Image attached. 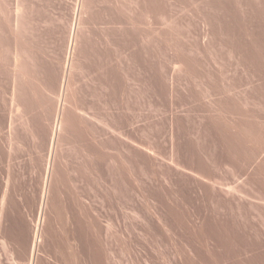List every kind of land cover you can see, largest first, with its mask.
Here are the masks:
<instances>
[{
    "label": "rangeland",
    "instance_id": "1",
    "mask_svg": "<svg viewBox=\"0 0 264 264\" xmlns=\"http://www.w3.org/2000/svg\"><path fill=\"white\" fill-rule=\"evenodd\" d=\"M13 1L2 0L3 4L7 3L5 7L0 2L3 7H0V24L9 20L10 9L19 6V0ZM74 1L32 0L35 4L29 0L19 1L24 15L33 12L29 15L34 23L28 19L23 37L17 41L23 52L18 56L19 64L25 63L21 64L23 69L19 76L23 81L17 79L15 91L8 72L11 46L15 42L8 36V27H5L7 32H0V264H28L20 232L26 222H37L39 217L42 162L50 152L43 131L46 125L56 126L54 116L60 94L52 85L59 69L53 65H59V59L51 50L60 51L61 47H57L62 45L60 28L70 17ZM125 1L99 3L98 8L104 13L97 14V22L87 26L90 28L85 42L87 56L81 58V63L78 61L84 69L80 67L73 73L75 88L72 86V89L74 99L98 115L87 120L99 129L88 128L89 131L77 125V130L64 135L56 145V177L53 178L55 184L51 185L61 186L62 196L53 191L52 201L56 206L62 201L60 210L68 202L87 226L98 219L96 224L101 225L98 242L104 250L105 264H175L177 252L184 253L190 244L198 249L207 246L213 251L205 258L208 264L223 263L215 255L217 252L224 253L229 264H264V0H140L135 11L127 8ZM162 6L165 7L164 20L159 12ZM109 7L115 12L109 11ZM4 9H9V14ZM107 14L108 19L117 17L120 22L110 25L107 18L104 20ZM51 31L56 38L50 37ZM20 44H25V48ZM98 55L101 56L97 58ZM89 64L94 69L88 68ZM20 93H25L26 97ZM65 93L66 99L61 103L67 106L71 99L68 91ZM29 96L30 100H26ZM68 113L66 111L63 117L69 119ZM108 124L115 125L116 132H120L118 141L102 137ZM83 132L90 134L85 135L84 140ZM123 146L135 153H128ZM180 158L195 167L210 159L216 161L214 178L226 183H217V186L231 203L222 204L203 194L185 193L170 185L163 176L171 166L180 167L184 163ZM177 182L185 184L183 180ZM2 194H6V200H2ZM149 216H160L163 220L160 234L155 231L145 234ZM63 231L60 227V236ZM87 236L81 235L83 244L90 241ZM89 251L83 250L86 264H89ZM40 253L41 257L59 259V264H72L64 245L51 248L46 241Z\"/></svg>",
    "mask_w": 264,
    "mask_h": 264
},
{
    "label": "bare ground",
    "instance_id": "2",
    "mask_svg": "<svg viewBox=\"0 0 264 264\" xmlns=\"http://www.w3.org/2000/svg\"><path fill=\"white\" fill-rule=\"evenodd\" d=\"M4 1V0H3ZM15 1V0H14ZM13 1V2H14ZM19 1H22V0H19ZM18 1V5L20 6L21 4H20V2ZM29 1H31L32 2V0H29ZM57 1V0H56ZM59 1V0H58ZM70 1V0H69ZM72 1H74V0H72ZM113 1V0H112ZM117 0H115V2H116ZM120 1V0H119ZM146 1V0H145ZM162 1V0H161ZM256 1V0H255ZM261 1V0H260ZM259 1V2H260ZM0 2L2 3V0H0ZM12 2V3H13ZM16 2H17V0H16ZM65 2V1H64ZM75 2V3H74ZM73 3V6L71 7V5H70V7H71V13L69 14L70 15V17H68L67 18V20H65L66 22H64L65 24L64 25H62V27L63 28H60V29H62V40L60 41V43L62 42V45L61 46H57V47H61L60 48V51L57 49H54L53 48V50H51V54H53V55H56L57 57H58V59H59V65H53V67L54 66H58L59 67V69H58V71H57V73L55 72V80H54V84H52V85H54V87L53 86H51V88L53 87V88H55V89H57V90H59L60 91V94H59V98L57 99V102H56V104H57V107H56V112H55V110H54V112H55V116H54V118H57V120H56V126H52V125H46V129H45V132L43 131V133H44V135L46 136L45 137V139L47 140V141H49V150L48 151H50L49 153H48V157H47V160H46V158H44L43 159V162H42V174H41V179H40V187H39V206H38V212H39V217H37L38 219H37V222L35 221L34 223H32L31 221L30 222H26L27 224L24 226V228L22 229V232H20V233H22L21 234V236H22V241H23V244H24V251L27 253V257H28V264H59V262H60V260L58 259V261H56V260H54V259H52V258H50V256H45V257H41V254L42 253H40V251H41V249L44 247V244H45V242L47 241V243L48 244H50L51 245V248H52V246L54 247V248H57V247H61V245H64V247L66 246V249H68V251H69V255H70V260H71V263L72 264H79V262L80 261H82V264H86V263H84V261H85V257H84V254H83V250H91V251H89L88 252V258H90L89 259V264H105V258H104V250L99 246V242H98V235H99V233H100V228H99V226H101V225H98L97 226V224H96V222H97V220L95 221V219H94V221L92 220V222H95V223H92L91 225L89 224L90 223V221H89V225L90 226H87V224L85 225L84 223H83V221H84V219H83V221H82V218L83 217H81V216H79L76 212H75V207L73 208V207H71L70 206V204L67 202V204H66V207H64L63 206V210H60V208L62 207L61 205H62V201H61V205L59 204L58 206H56L57 204H55L53 201H52V199H51V192H55L56 191V193H58V194H62L61 193V186H58V185H56V186H52L51 184L53 183V178L54 177H56V168H55V153H57V150H56V145L58 144V142L63 138V136L64 135H68V133H70V132H73V131H75V130H77V128H75L77 125H79L80 127L82 126L84 129H87V130H89L88 128H94L95 130H98L99 129V127L97 126V125H94V123H90L88 120H87V118L88 117H91V118H96V117H98V115H96L95 113H91V112H89L88 110H87V108L85 107V105H83V103H80V102H77L75 99H74V89H72V86H73V83H74V81H73V79H74V75H73V73L74 72H76V70H78L81 66H79V62L78 61H80L81 60V58L82 59H86L85 58V55L87 56V54H85L86 52H85V42H86V40H88L87 39V37H89L88 36V32H87V29H90V28H87V26L91 23H93L96 19H97V17H99V16H97V14L99 15V13H101L102 12V10L100 11V9L98 8L99 7V3H102V2H104V0L103 1H100V0H75ZM139 2H140V0H126L125 2H124V5L127 7V8H129L131 11H135L136 9H137V7H138V5H139ZM165 2V1H164ZM245 2V1H244ZM24 3V2H23ZM32 3H34V2H32ZM31 3V4H32ZM107 3H108V1H107ZM141 3V2H140ZM143 3V2H142ZM151 3V2H150ZM154 3V2H153ZM160 3V2H159ZM161 3H163V2H161ZM27 4V3H26ZM35 4V3H34ZM60 4V3H59ZM111 4V3H110ZM117 4V3H116ZM166 4V3H165ZM250 4V3H249ZM2 6L3 5H7V3L6 4H1ZM12 5V4H11ZM101 5V4H100ZM114 5V4H113ZM123 5V4H122ZM16 6V5H15ZM14 6V3H13V7H15ZM19 6H16L13 10L12 9H10V12H11V15H8L10 18H9V20L8 19H5V18H7V17H5L4 19L5 20H8V26H5V24H4V22L6 23L7 21H5L4 20V22H3V24L1 23L0 24V32H3V31H6V29H5V27H8V29H9V34H8V36H11L13 39H11L13 42H15V44L13 45V46H11V53H10V57H11V61H10V64H9V68H10V70L8 71V72H10V74H11V77H12V82H13V84H12V89H13V91H15L16 90V88H17V83H19V82H17V79H19V81H20V72H21V68L23 69V67L21 66V64H19V57L20 56H22L23 54V52H22V50L20 51V49H19V43H17V41L18 40H20V39H22L21 37H23V36H21V34H22V31L25 29V23H27V21H28V19L30 20V18H31V13H33L32 11H31V13H28V15H27V13L24 15V12H22L23 11V9H22V11L19 9V8H22V7H19ZM121 6V5H120ZM147 6V5H146ZM146 6H145V8H146ZM152 6V5H151ZM166 6V5H165ZM1 7V6H0ZM3 7H5V6H3ZM3 7H1V8H3ZM6 7H8V6H6ZM30 6H29V4H28V8H29ZM32 7V6H31ZM34 7V6H33ZM63 7V6H62ZM114 6H112V8H113ZM118 7V6H117ZM142 7H143V5H142ZM249 7V6H248ZM256 7V6H255ZM9 8H10V5H9ZM68 8V7H67ZM115 8V7H114ZM122 8V7H121ZM120 8V9H121ZM27 9V8H26ZM25 9V10H26ZM31 9V8H30ZM35 9H37V6H36V8ZM34 9V11L36 12V10ZM65 9H66V7H65ZM106 9V8H105ZM117 9V8H116ZM5 11L7 10V9H4ZM12 10V11H11ZM111 10V7H109V11ZM119 10V9H118ZM152 10H153V8H152ZM158 10H160V8L158 9ZM255 10H257V8L255 9ZM67 11V10H66ZM111 11H114V10H111ZM120 11V10H119ZM149 11H150V9H149ZM229 11V10H228ZM1 12V14H2V11H0ZM4 12V11H3ZM9 12V9L6 11V13H8ZM27 12V11H26ZM29 12V11H28ZM70 12V11H69ZM115 12V11H114ZM160 12V17H161V19H163L164 20V16H165V7H163L162 6V8H161V11H159ZM5 13V12H4ZM6 13H5V15H6ZM37 13H38V11H37ZM40 13V12H39ZM38 13V14H39ZM102 13H104V12H102ZM113 13V12H112ZM128 13V12H127ZM139 13V12H138ZM153 13V12H152ZM232 13V12H231ZM255 13V12H254ZM258 13V12H257ZM0 14V15H1ZM9 14V13H8ZM29 14H31V15H29ZM116 14V13H115ZM233 14V13H232ZM256 14V13H255ZM28 17H27V16ZM33 15H35V14H33ZM102 15V14H101ZM108 15V14H107ZM105 16L104 15V17H105V19H104V17H103V19L104 20H107L108 18L107 17H110L109 15L108 16ZM140 15V14H139ZM36 16H37V14H36ZM113 16V15H112ZM1 17H4V15H2ZM40 17V16H39ZM39 17H37V19L39 18ZM34 17L32 16V19H33ZM66 18V17H65ZM101 18V17H100ZM107 18V19H106ZM117 18V17H116ZM115 17L114 18H109L107 21L109 22V24L111 23L112 25L113 24H115L116 22L117 23H119L120 21H118L117 19H116ZM123 18V17H122ZM35 19V18H34ZM41 19H43V18H41ZM36 20V19H35ZM102 20V19H101ZM26 21V22H25ZM30 21H32V20H30ZM34 21V20H33ZM32 21V22H33ZM45 21V20H44ZM100 21V20H99ZM145 21V20H144ZM32 22H30V23H32ZM36 22V21H35ZM38 22V21H37ZM40 22V21H39ZM96 22H97V20H96ZM122 22V21H121ZM133 22V21H132ZM34 23V22H33ZM60 23H61V21H60ZM101 23V22H100ZM107 23V22H106ZM151 23V22H150ZM164 23V22H163ZM29 24V23H28ZM90 24V25H91ZM99 24V23H98ZM98 24H96V25H98ZM110 24V25H111ZM145 24H146V22H145ZM6 25H7V23H6ZM33 25V24H32ZM117 25V24H116ZM29 26H30V24H29ZM28 26V27H29ZM109 26V25H108ZM108 26H106V27H108ZM114 26V25H113ZM120 26V25H119ZM36 27V26H35ZM34 27V29H36ZM56 27V26H55ZM105 27V26H104ZM151 27V26H150ZM33 28V27H32ZM119 28V27H118ZM8 29H7V31H8ZM31 29V28H30ZM110 29V28H109ZM115 29V28H114ZM117 29V28H116ZM28 30V29H27ZM51 30H53L52 28H51ZM111 30V29H110ZM121 30H122V28H121ZM6 31V32H7ZM35 31V30H34ZM50 31V30H49ZM118 31V30H117ZM125 31V30H124ZM148 31V30H147ZM150 31V30H149ZM29 32H30V30H29ZM31 32H32V30H31ZM36 32H37V30H36ZM52 32V33H51ZM49 34H51V36L50 37H52V35L53 34H55L54 33V31H51ZM56 32V31H55ZM58 32V31H57ZM60 32V31H59ZM58 32V33H59ZM93 32V31H92ZM116 32V31H115ZM145 32V31H144ZM28 33V32H27ZM26 33V35H28ZM35 33V32H34ZM34 33H33V35L32 36H34ZM127 33V32H126ZM30 34V33H29ZM36 34V33H35ZM38 34V33H37ZM46 34V33H45ZM92 34V33H91ZM106 34V33H105ZM115 34V33H114ZM120 34V33H119ZM148 34V33H147ZM3 35H5V34H3ZM24 35V34H23ZM31 35V34H30ZM57 35H61V34H57ZM110 36H111V34H109ZM123 35V34H122ZM126 35V34H125ZM149 35V34H148ZM21 36V37H20ZM31 36V37H32ZM47 36V35H46ZM49 36V35H48ZM54 36V35H53ZM95 36V35H94ZM109 36V37H110ZM133 36V35H132ZM1 37H3V36H1ZM5 37V36H4ZM3 37V38H4ZM29 37V36H28ZM40 37V36H39ZM38 37V38H39ZM99 37V36H98ZM104 37V36H103ZM116 37V36H115ZM152 37V36H151ZM150 37V38H151ZM27 38V37H26ZM47 38H49V37H47ZM46 38V39H47ZM54 38H56L55 36H54ZM53 38V39H54ZM91 38V37H90ZM93 38V37H92ZM95 38L97 39V37L95 36ZM95 38H93V39H95ZM101 38H102V36H101ZM34 39V38H33ZM52 39V38H51ZM59 39V38H58ZM60 39H61V37H60ZM95 39V40H96ZM100 39V38H99ZM105 39V38H104ZM107 39V38H106ZM114 38H112V40H113ZM117 39V38H116ZM120 39V38H119ZM148 39V38H147ZM25 40V39H24ZM23 40V41H24ZM32 39H30V41H31ZM36 40V39H35ZM38 40V39H37ZM48 40V39H47ZM55 40V39H54ZM98 40V39H97ZM96 40V41H97ZM109 40V39H108ZM3 41V40H2ZM1 41V42H2ZM27 41V40H26ZM57 41V40H56ZM90 41H92V39L90 40ZM89 41V42H90ZM101 41V40H100ZM105 42H106V40H104ZM110 41V40H109ZM13 42H11L12 44H13ZM33 43H34V41H32ZM36 42V41H35ZM103 43V41H102V43H103V45H105L106 43ZM118 41H116V43H117ZM124 42V41H123ZM116 43H115V45H116ZM1 44V43H0ZM4 44V43H3ZM53 44V42L51 43V45ZM56 44V43H55ZM54 44V45H55ZM58 44V43H57ZM89 45H90V43H88ZM87 44V45H88ZM99 44V43H98ZM20 45H23V44H20ZM25 45V44H24ZM24 45H23V48H25L24 47ZM48 45V44H47ZM94 45H97V44H94ZM100 45V44H99ZM108 45V44H107ZM120 44H118V46H119ZM152 45V44H151ZM227 45H229V44H227ZM234 45V44H233ZM232 45V46H233ZM257 45V44H256ZM28 46V45H27ZM32 46V45H31ZM106 46V45H105ZM109 46V45H108ZM110 46H112V44L110 45ZM230 46V45H229ZM235 46H236V44H235ZM248 46V45H247ZM254 46V45H253ZM9 47V46H8ZM33 47H35L34 45H33ZM100 47V46H99ZM102 47V46H101ZM151 47V46H150ZM239 47V45L237 44V48ZM2 48V47H1ZM21 48V47H20ZM22 48V49H23ZM29 48V47H28ZM27 48V49H28ZM32 48V47H31ZM48 48V47H47ZM111 48V47H110ZM120 48V47H119ZM146 48H148V47H146ZM145 48V49H146ZM234 48V47H233ZM243 48V47H242ZM250 48V47H249ZM248 48V49H249ZM253 48H255L256 49V47H252V49ZM86 49H87V46H86ZM112 49H113V47H112ZM228 49V48H227ZM30 50V49H29ZM49 50H50V48H49ZM103 50V49H102ZM106 50V49H105ZM143 50V49H142ZM148 50V49H147ZM234 50V49H233ZM240 50V49H239ZM238 50V51H239ZM250 50H251V48H250ZM1 51V50H0ZM46 51V50H45ZM48 51V50H47ZM57 51H59V52H57ZM133 51H134V49H133ZM132 51V52H133ZM244 51V48H243V50H242V52ZM256 51V50H255ZM260 51V50H259ZM20 52H22V53H20ZM101 52H103V51H101ZM105 52V51H104ZM121 52V51H120ZM136 52V51H135ZM142 52V51H141ZM233 52V51H232ZM231 52V53H232ZM235 52V51H234ZM248 52V51H247ZM251 52V51H250ZM253 52V51H252ZM9 53V52H8ZM20 53V54H19ZM31 53V52H30ZM111 53V52H110ZM235 53H237V52H235ZM25 54H26V52H25ZM32 54V53H31ZM49 54V56H51V54L50 53H48ZM94 54V53H93ZM103 54V53H102ZM140 54V53H139ZM138 54V55H139ZM254 54V53H253ZM20 55V56H19ZM127 55V54H126ZM132 55H133V53H132ZM137 55V56H138ZM234 55V54H233ZM246 55V54H245ZM244 55V56H245ZM248 55V54H247ZM250 55V54H249ZM19 56V57H18ZM25 56H27V55H25ZM99 56H101V55H98V57L97 58H99ZM107 56V55H106ZM106 56H105V54H104V57L106 58ZM111 56V55H110ZM113 56V55H112ZM111 56V57H112ZM142 56V55H141ZM149 56V55H148ZM243 56V57H244ZM24 57V56H23ZM29 57V56H28ZM31 57V56H30ZM146 57V56H145ZM233 57V56H232ZM22 58V57H21ZM52 58V57H51ZM53 58H55L56 59V57L54 56ZM89 58V57H88ZM104 58V59H105ZM25 59V58H24ZM23 59V60H24ZM28 59V58H27ZM50 59V58H49ZM54 59V60H55ZM91 59H93V58H91ZM134 59H135V57H134ZM142 59V58H141ZM246 59V58H245ZM261 59V58H260ZM22 60V59H21ZM52 60V59H51ZM54 60H52V61H54ZM57 60V59H56ZM97 60V59H96ZM136 60V59H135ZM243 60V59H242ZM248 60V59H247ZM257 60H259V59H257ZM256 60V61H257ZM262 60V59H261ZM260 60V61H261ZM83 61V60H82ZM85 61V60H84ZM99 61V64H100V61L101 60H98ZM138 60H136V62H137ZM239 60H237V62H238ZM48 62H50V61H48ZM89 62V61H88ZM111 62V61H110ZM142 62V61H141ZM144 62V61H143ZM148 62V61H147ZM8 63H9V61H8ZM7 63V64H8ZM25 62L23 61V64H24ZM80 63H81V61H80ZM90 63V62H89ZM107 63V62H106ZM132 63H135V62H132ZM259 63V62H258ZM264 63V62H263ZM262 63V64H263ZM22 64V65H23ZM84 64V63H83ZM95 64V63H94ZM105 64V63H104ZM138 64V63H137ZM146 64V63H145ZM239 64V63H238ZM245 64V63H244ZM262 64H260L261 66H262ZM50 65V64H49ZM86 65H87V63H86ZM86 65H85V68H86ZM91 65H92V63H91ZM90 64H89V67L88 68H92V66H91ZM117 65H118V63H117ZM264 65V64H263ZM46 66V65H45ZM91 66V67H90ZM249 66V65H248ZM251 66H253L254 67V65H251ZM25 67H26V65H25ZM97 67V66H96ZM107 67H108V65H107ZM137 67V66H136ZM145 67V66H144ZM147 67V66H146ZM256 67V66H255ZM9 68H7V69H9ZM48 68H49V66H48ZM114 68V67H113ZM245 68V67H244ZM248 68V67H247ZM252 68V67H251ZM250 68V69H251ZM25 69V68H24ZM46 69H47V67H46ZM84 68H82L81 67V70H83ZM92 69H94V68H92ZM101 69V68H100ZM105 69H106V67H105ZM253 69V68H252ZM50 70V69H49ZM48 70V71H49ZM52 70H54V68L52 69ZM51 70V71H52ZM57 70V69H56ZM55 70V71H56ZM108 70V69H107ZM111 70H112V68H111ZM125 70H126V68H125ZM259 70V69H258ZM23 71V70H22ZM89 70H87V72H88ZM118 71H119V69H118ZM149 71V70H148ZM251 71V70H250ZM254 71H255V69H254ZM29 72V71H28ZM44 72H47V70H44ZM53 72V71H52ZM52 72H50V73H52ZM81 72V71H80ZM92 72V71H91ZM98 71H96V73H97ZM100 72V71H99ZM114 72H116V70L114 71ZM120 72H121V70H120ZM135 72V71H134ZM247 72H248V70H247ZM259 72H261V71H259ZM78 73V72H77ZM95 73V74H96ZM105 73H108V72H106L105 71ZM105 73H103V74H105ZM112 73V72H111ZM122 73V72H121ZM44 74V73H43ZM48 74V73H47ZM53 74V73H52ZM85 74H87V73H85ZM117 74V73H116ZM115 74V76L117 77V75ZM143 74V73H142ZM146 74V73H145ZM151 74V73H150ZM257 74H258V72H257ZM27 75H28V73H27ZM49 75V74H48ZM76 75V74H75ZM84 75V74H83ZM89 75V74H88ZM90 75H92V74H90ZM94 75V74H93ZM100 75H101V73H100ZM99 75V76H100ZM106 75V74H105ZM111 75V74H110ZM129 75H131V74H129ZM248 75V74H247ZM254 75V74H253ZM259 75V74H258ZM43 76V75H42ZM47 76V75H46ZM78 76V75H77ZM76 76V77H77ZM113 76V75H112ZM111 76V77H112ZM122 76V75H121ZM22 77H25L24 76V74L22 75ZM31 77V76H30ZM44 77V76H43ZM51 77L52 76H49V78L51 79ZM75 77V78H76ZM101 77V76H100ZM48 78V77H47ZM47 78H45V79H47ZM89 78H90V76H89ZM95 78V77H94ZM144 78V77H143ZM23 79V78H22ZM21 79V81H23ZM45 79H44V82H45ZM101 79V78H100ZM27 80V79H26ZM25 80V81H26ZM49 80V79H48ZM47 80V81H48ZM75 80V79H74ZM102 80H103V78H102ZM109 80V79H108ZM115 80V79H114ZM119 80H120V78H119ZM11 81V80H10ZM9 81V83H11ZM20 81V82H21ZM23 82V83H26V82ZM39 81H41V79L40 80H38V84L40 83ZM52 81V80H51ZM111 81H113V80H111ZM150 81V80H149ZM27 82H29V81H27ZM44 82H43V85H44ZM73 82V83H72ZM102 82H105V81H102ZM109 82L110 81H108V84H109ZM115 82V81H114ZM107 83V82H106ZM149 83V82H148ZM21 84V83H20ZM30 84V83H29ZM41 84V83H40ZM40 84H39V86H40ZM48 84V82L46 83V85ZM114 84V83H113ZM120 84V83H119ZM27 85V84H26ZM42 85V84H41ZM50 85V84H49ZM103 85V84H102ZM23 86V85H22ZM107 86H109V85H107ZM26 86H24V88H25ZM41 87V86H40ZM49 87V86H48ZM47 87V88H48ZM95 87V86H94ZM115 87V86H114ZM19 88V87H18ZM22 89H23V87H21ZM29 89H30V87H28ZM43 88V87H42ZM50 88V87H49ZM73 88H75L74 86H73ZM78 88V87H77ZM10 89V88H9ZM21 89V90H22ZM43 89H45V88H43ZM83 89H84V87H83ZM94 89V88H93ZM120 89V88H119ZM19 90V89H18ZM25 90V89H24ZM27 90V89H26ZM26 90H25V92H26ZM49 90V89H48ZM53 90V89H52ZM96 90V89H95ZM11 91V90H10ZM28 91V90H27ZM51 91V90H50ZM66 91H68V97H70V99H71V103L69 102V104L66 106V104L64 103H61L63 100L65 101V99H66V97H65V95H66ZM79 90H77V92H78ZM112 91H114V90H112ZM24 92V91H23ZM28 92H30V90L28 91ZM45 92V91H44ZM53 92V91H52ZM51 92V93H52ZM85 92V91H84ZM99 92H101V91H99ZM149 92V91H148ZM58 93V92H57ZM56 93V94H57ZM78 93H80V92H78ZM83 93V92H82ZM93 93V92H92ZM108 93H109V91H108ZM111 93V92H110ZM16 94V93H15ZM21 94V93H20ZM24 94L25 93H23V97H24ZM84 94V93H83ZM88 94H89V92H88ZM105 94V93H104ZM116 94V93H115ZM14 95V94H13ZM54 95V94H53ZM76 95H77V93H76ZM79 95V94H78ZM98 95V94H97ZM257 95V94H256ZM16 96V95H15ZM18 96V95H17ZM20 96V95H19ZM31 96V95H30ZM29 96V99H26V100H30V97ZM105 96V95H104ZM14 97V96H13ZM26 97V96H25ZM24 97V98H25ZM44 97V96H43ZM42 97V98H43ZM49 97V96H48ZM47 97V98H48ZM56 97V96H55ZM103 97V96H102ZM255 97V96H254ZM262 97V96H261ZM260 97V98H261ZM11 98V97H10ZM17 98V97H16ZM46 98V97H45ZM46 98V99H47ZM84 98V97H83ZM108 98V97H107ZM256 98V97H255ZM258 98V97H257ZM44 99V98H43ZM51 99V98H50ZM10 100V99H9ZM11 100H13V98L11 99ZM14 100H16V99H14ZM20 100V99H19ZM22 100H23V98H22ZM21 100V101H22ZM39 100V99H38ZM37 100V101H38ZM41 100V99H40ZM39 100V101H40ZM45 100V99H44ZM82 100V99H81ZM0 101H1V99H0ZM42 101V100H41ZM40 101V102H41ZM50 101V100H49ZM16 102V101H15ZM17 102H20V101H17ZM26 102V101H25ZM24 103V102H23ZM26 103H28V102H26ZM42 103H45V101L44 102H42ZM10 104V103H9ZM16 104V103H15ZM19 104V103H18ZM17 104V105H18ZM21 104V103H20ZM25 104V103H24ZM90 104V103H89ZM4 105V104H3ZM44 105V104H43ZM100 105V104H99ZM2 106V105H1ZM12 106V105H11ZM14 106V105H13ZM90 106V105H89ZM46 107V106H45ZM44 107V108H45ZM93 107V106H92ZM66 111H69L70 113H68V115L70 116V118L69 119H66V118H64L63 117V115H64V113L66 112ZM44 114V113H43ZM1 115H3V114H1ZM5 115V114H4ZM49 115V114H48ZM67 115V114H66ZM44 116V115H43ZM42 117V116H41ZM5 118V117H4ZM43 119V118H42ZM55 120V119H54ZM120 121V120H119ZM3 122H4V120H3ZM55 122V121H54ZM46 124V123H45ZM53 124V123H52ZM113 124H115V123H113ZM120 124H122V123H120ZM78 126V128H79V131H81L80 130V127ZM107 127H108V130L107 131H105V130H103V128H102V130H103V133H102V137L103 136H108L109 138H112L114 141H118L116 138L117 137H119L120 138V136H119V133L120 132H116V126L115 125H111V124H108L107 125ZM41 128V126L39 127V129ZM75 128V129H74ZM38 129V130H39ZM74 129V130H73ZM43 130V129H42ZM41 130V131H42ZM90 131V130H89ZM89 131H88V133H89ZM77 132V131H76ZM43 133H42V137H43ZM82 133V132H81ZM84 133V132H83ZM91 133V132H90ZM37 134H38V131H37ZM40 134V133H39ZM81 135V134H80ZM84 135V137H83V140H84V138H85V135H86V133H84L83 134ZM82 135V136H83ZM90 135V134H89ZM88 134L86 135V137L87 136H89ZM74 137H76L75 135H73ZM40 137V136H39ZM38 137V138H39ZM69 137H71V136H69ZM104 137V138H105ZM41 138V137H40ZM44 138V137H43ZM65 138V137H64ZM80 138H82V137H80ZM73 140H74V138H73ZM76 140H77V138H76ZM83 140H80L79 139V141L81 142V141H83ZM101 140V139H100ZM78 141V140H77ZM46 142V141H45ZM63 142V141H62ZM94 144H95V142H94ZM87 146H88V144H86ZM34 146V145H33ZM90 146V145H89ZM88 146V147H89ZM101 146V145H100ZM121 146V145H120ZM253 146V145H252ZM39 147V146H38ZM87 147V148H88ZM96 147V146H95ZM99 147V146H98ZM249 147V146H248ZM256 147H257V145H256ZM261 147V146H260ZM100 148V147H99ZM123 148L128 152V153H135V152H132L131 151V148L130 147H126V146H123ZM243 148V147H242ZM247 148V147H246ZM92 149V148H91ZM262 149V148H261ZM252 150V149H251ZM255 150H256V148H255ZM86 151V150H85ZM177 151V153H179V151L178 150H176ZM244 151V150H243ZM258 151H259V149H258ZM90 152V151H89ZM59 153V152H58ZM98 153V152H97ZM92 154V153H91ZM93 155V154H92ZM97 155H99V154H97ZM96 156V155H95ZM95 156H94V158H95ZM55 157V158H54ZM103 157V156H102ZM98 158V157H97ZM96 158V159H97ZM101 158V157H100ZM104 158V157H103ZM182 161L184 160V163L183 164H180L181 166L180 167H178V166H175V165H173V166H171V168H170V170L168 171V174L167 175H165V176H163V178L170 184V185H172V186H176L178 189H180V190H183L185 193H191V191L193 192H197L198 193V195L199 194H203V195H205L206 197H208V198H213V199H216L218 202H220V203H222V204H230L231 202V199L230 198H226L225 197V195L222 193V191L218 188V186H217V183H221L220 185H224V184H226V183H224V182H217V180L214 178L215 176L213 175V168L216 166V161H208V162H205V163H202V164H199L198 166H193V165H191V164H189V163H187V162H185V159H183V158H180ZM223 159V158H222ZM225 159V158H224ZM98 160V159H97ZM115 161H117V160H115ZM238 161V160H237ZM67 162V161H66ZM63 163H65V162H63ZM100 164V163H99ZM110 164V163H109ZM238 164V163H237ZM259 164H261V163H259ZM258 164V165H259ZM92 165V164H91ZM235 165H236V163H235ZM120 166V165H119ZM234 166V165H233ZM260 166V165H259ZM245 167V166H244ZM262 167V166H261ZM264 168V167H263ZM67 169V168H66ZM171 170H173L172 172H171ZM245 170V169H244ZM261 170H263V169H261ZM60 171V170H59ZM62 171H64V173H65V171L66 170H62ZM123 171V170H122ZM128 171V170H127ZM241 171V170H240ZM260 171H258V173H259ZM69 173V172H68ZM63 174V173H62ZM260 174V173H259ZM67 175V174H66ZM131 175V174H130ZM59 176V175H58ZM65 177V176H64ZM128 177H129V174H128ZM132 177H133V175H132ZM131 177V178H132ZM67 178V177H66ZM118 178V177H117ZM261 177H259V179H260ZM73 179V178H72ZM133 179V178H132ZM175 179H177V180H183L184 181V185H182V184H180L179 182H177V180H175ZM66 180V179H65ZM61 181V180H60ZM130 181V180H129ZM62 182H64V181H62ZM74 182V181H73ZM66 183V182H65ZM53 184H55V183H53ZM70 184V183H69ZM7 185V184H6ZM72 185V184H71ZM264 185V184H263ZM64 186V185H63ZM68 186V185H67ZM131 186V185H130ZM70 187V186H69ZM259 187H260V185H259ZM6 188V187H5ZM263 188V187H262ZM130 190V189H129ZM4 192V191H3ZM53 192V193H54ZM263 192V191H262ZM81 193V192H80ZM262 194V193H261ZM3 195V198H2V200H4V198H5V195L6 194H2ZM59 195V196H60ZM59 196H58V198H59ZM62 196V195H61ZM65 196V195H64ZM63 196V197H64ZM75 196V195H74ZM77 196V195H76ZM200 196V195H199ZM53 197V196H52ZM72 197V196H71ZM198 197V196H197ZM73 198H75V197H73ZM167 198V197H166ZM201 198H203V197H201ZM55 199V198H54ZM66 199H68L67 197H66ZM72 199V198H71ZM160 199V198H159ZM5 200H6V198H5ZM60 200H62V199H60ZM79 200H81V199H79ZM4 202V201H3ZM71 202H72V200H71ZM112 202V201H111ZM73 203V202H72ZM1 204V203H0ZM74 204V203H73ZM72 204V205H73ZM76 204V203H75ZM74 204V205H75ZM78 204V203H77ZM114 204V203H113ZM163 204V203H162ZM79 205V204H78ZM61 206V207H60ZM68 206V207H67ZM77 206V205H76ZM81 206V205H80ZM112 206V205H111ZM60 207V208H59ZM162 209V208H161ZM88 211V210H87ZM203 211V210H202ZM77 212H78V209H77ZM86 212V211H85ZM80 213V212H79ZM3 215V214H2ZM84 215V214H83ZM223 216V215H222ZM85 217V216H84ZM190 217V216H189ZM225 217V216H224ZM93 217H91V219H92ZM97 218V217H96ZM0 219H1V211H0ZM90 219V220H91ZM199 219V218H198ZM156 220V221H155ZM180 220V219H179ZM203 220V219H202ZM161 221H163L162 219H161V217L160 216H157L156 218H154V217H152V216H149V218L147 219V224L145 225V227H144V231H145V234H149L151 231H155L156 233H158V234H160L161 232H162V223H161ZM25 224V223H24ZM225 224V223H224ZM242 224V223H241ZM164 225H166V222L164 223ZM187 226V225H186ZM240 226V225H239ZM60 227H62V229L64 230L62 233H61V235L62 236H60L59 235V233H58V231H59V229H60ZM211 228V227H210ZM213 228H216V227H213ZM85 229V230H84ZM187 229V228H186ZM47 230H49L50 231V233H51V240H49L48 238V234H47ZM195 230V229H194ZM204 230V229H203ZM214 230V229H213ZM225 230V229H224ZM48 231V232H49ZM200 231V230H199ZM242 231V230H241ZM244 231V230H243ZM197 232V231H196ZM212 232V231H211ZM198 233V232H197ZM244 233V232H243ZM189 234V233H188ZM203 235H204V233H202ZM210 234V233H209ZM242 234V233H241ZM81 235L82 236H85V235H88L89 236V238H90V241L87 243V244H83L82 243V241H84L83 240V238H82V241H81ZM101 235V234H100ZM190 235V234H189ZM87 236V237H88ZM174 237V236H173ZM202 237V236H201ZM205 237V236H204ZM212 237V236H211ZM219 238V237H218ZM86 239V238H85ZM192 239V238H191ZM199 239V238H198ZM202 239V238H201ZM216 239V238H215ZM175 240H177V239H175ZM238 240V239H237ZM199 242V241H198ZM190 244V243H189ZM195 244V243H194ZM206 244V243H205ZM47 246V245H46ZM219 248V247H218ZM215 249V248H214ZM49 250V249H48ZM60 251V250H59ZM50 252V251H49ZM65 252V251H64ZM87 252V251H86ZM213 251H210L209 249H207V246H206V248H202V249H198V247L196 248L195 246H193L192 244H190L189 246H188V248L187 249H185V252L184 253H181V252H177V261L175 260V264H208L207 263V261H205V258L206 257H208V256H210L211 255V253H212ZM54 253V252H53ZM45 254V253H44ZM48 254V253H47ZM56 254V253H55ZM59 254H60V252H59ZM223 254L224 253H221V252H217V253H215V255L217 256V258H219L220 260H222L223 261V263H221V264H229V263H227L226 262V259L224 258V256H223ZM51 255V254H50ZM54 255V254H53ZM263 255H264V253H263ZM241 256V255H240ZM106 257V256H105ZM261 257V256H260ZM58 258V257H57ZM56 258V259H57ZM61 258H63V257H61ZM247 259V258H246ZM67 260V259H66ZM69 260V259H68ZM249 260V259H248ZM63 261H64V259H63ZM68 262V261H67ZM70 262V261H69ZM63 264V263H62ZM166 264H170L169 262H166ZM240 264H244V263H240ZM247 264V263H246Z\"/></svg>",
    "mask_w": 264,
    "mask_h": 264
}]
</instances>
